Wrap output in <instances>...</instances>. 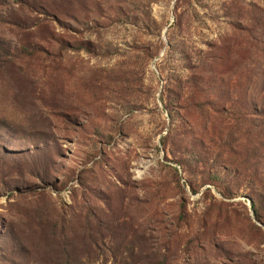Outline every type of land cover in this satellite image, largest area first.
Listing matches in <instances>:
<instances>
[{
  "label": "rangeland",
  "instance_id": "1",
  "mask_svg": "<svg viewBox=\"0 0 264 264\" xmlns=\"http://www.w3.org/2000/svg\"><path fill=\"white\" fill-rule=\"evenodd\" d=\"M231 106L264 112V0H0V264H113L134 232L168 264H264Z\"/></svg>",
  "mask_w": 264,
  "mask_h": 264
},
{
  "label": "trees",
  "instance_id": "2",
  "mask_svg": "<svg viewBox=\"0 0 264 264\" xmlns=\"http://www.w3.org/2000/svg\"><path fill=\"white\" fill-rule=\"evenodd\" d=\"M232 109V106L230 109H225L224 112L227 117L221 118V122L224 124V126H229L232 130H230L226 135V140L223 141V138L217 140V149L224 152L225 155L231 157L233 155L235 157L245 155L246 160H248L259 155L261 159H264V112L261 114L254 113L257 116H261L263 121L253 124L257 122L255 118L251 119V116L254 115L252 113L253 110L250 109L249 112V108L244 106L242 109L233 110L237 113H232ZM230 113H232L231 115L235 116V118L231 119L229 117ZM238 114H240V119H238ZM241 125L243 126L238 129L237 127ZM259 127H261V129H258ZM245 130H248L247 134L245 133ZM238 133H240V135H237ZM246 136L247 138H245ZM224 161L229 165L234 164L232 163L234 161L233 157H225ZM235 166L242 167L238 164H235ZM237 174L238 178H241V180L250 186L248 188L255 189V193L257 190H264V169L260 172V174L257 172L261 185H258L256 173L254 175H249L248 173L241 175V169H238ZM251 176L255 178V183L253 184H251ZM217 178L218 177H216V179ZM216 179H209L211 181L208 182H212L213 185L216 186ZM251 204L252 209L255 210V213L257 214L256 201L253 199ZM114 240L116 239L111 238L100 242L102 246L109 252V257L113 259V264H168L166 259H160L159 255H150L151 249L150 247H147L148 240L146 242L145 239L137 236L136 232H134L132 235L125 236L123 239H121V241L115 242ZM106 241H110L111 246H109V248L106 247ZM90 242L91 243L88 244L97 246L99 239H92ZM68 247L70 248V246ZM52 255L54 257L51 259V264H83L79 258V255H76L73 249L71 252H67L65 255H62L57 251H55V253ZM104 256L105 255H103V258Z\"/></svg>",
  "mask_w": 264,
  "mask_h": 264
}]
</instances>
